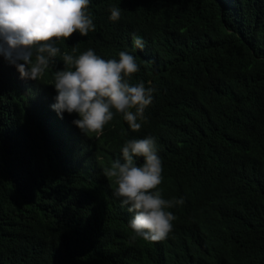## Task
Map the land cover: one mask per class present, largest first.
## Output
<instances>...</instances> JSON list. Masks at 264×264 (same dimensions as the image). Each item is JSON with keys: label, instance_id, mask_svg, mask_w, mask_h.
<instances>
[{"label": "trees", "instance_id": "obj_1", "mask_svg": "<svg viewBox=\"0 0 264 264\" xmlns=\"http://www.w3.org/2000/svg\"><path fill=\"white\" fill-rule=\"evenodd\" d=\"M88 11L95 31L61 52L134 55L130 83L154 87L153 102L139 132L117 115L85 136L75 113L51 108L60 57L33 81L0 54V264H264V0H90ZM149 135L158 188L184 199L161 242L132 240V213L103 174L127 139Z\"/></svg>", "mask_w": 264, "mask_h": 264}, {"label": "clouds", "instance_id": "obj_2", "mask_svg": "<svg viewBox=\"0 0 264 264\" xmlns=\"http://www.w3.org/2000/svg\"><path fill=\"white\" fill-rule=\"evenodd\" d=\"M90 0H0V54L14 65L20 78L39 81L60 57L63 67L53 73L55 102L51 108L62 118L75 113L72 123L85 136L103 133L117 115L132 132H139L146 120L145 110L153 102L155 88L144 82L130 83L140 68L136 57L126 51L119 59L105 60L91 48L74 55L62 53L58 44L74 34L87 36L95 31ZM109 20L121 17L118 7H110ZM132 45L143 49L144 41L133 35ZM142 163L137 164V159ZM162 160L155 137L127 139L120 157L103 169L114 181L113 196L132 213L128 227L132 240H165L173 229L175 214L170 211L184 203L183 197L166 199L162 183Z\"/></svg>", "mask_w": 264, "mask_h": 264}]
</instances>
